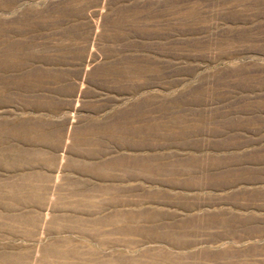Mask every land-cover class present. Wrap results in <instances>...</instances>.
<instances>
[{
  "label": "rangeland",
  "instance_id": "1",
  "mask_svg": "<svg viewBox=\"0 0 264 264\" xmlns=\"http://www.w3.org/2000/svg\"><path fill=\"white\" fill-rule=\"evenodd\" d=\"M0 264H264V0H0Z\"/></svg>",
  "mask_w": 264,
  "mask_h": 264
}]
</instances>
